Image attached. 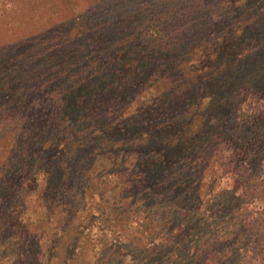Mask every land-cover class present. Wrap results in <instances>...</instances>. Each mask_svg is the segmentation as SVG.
I'll return each instance as SVG.
<instances>
[{"label": "trees", "instance_id": "16d2710c", "mask_svg": "<svg viewBox=\"0 0 264 264\" xmlns=\"http://www.w3.org/2000/svg\"><path fill=\"white\" fill-rule=\"evenodd\" d=\"M74 21L0 46V264H264V0H100Z\"/></svg>", "mask_w": 264, "mask_h": 264}, {"label": "rangeland", "instance_id": "374dc122", "mask_svg": "<svg viewBox=\"0 0 264 264\" xmlns=\"http://www.w3.org/2000/svg\"><path fill=\"white\" fill-rule=\"evenodd\" d=\"M98 2L100 0H0V46L14 42H27L33 46L29 52H33L37 48L47 47L50 43L57 41L61 43L67 39L68 33H74L73 22H75L76 16ZM162 90L158 89V91ZM7 151L8 141L5 136H2L0 137V164L6 158ZM91 178L90 174L86 189L91 203L90 209L93 213L100 212L102 209H105L106 212L109 207L108 202L104 197H100V191L106 185L97 186V181ZM39 180L41 182V177ZM136 230L138 231V228H132L133 233ZM66 233L68 231L56 233L60 236L56 247L67 240L58 248L59 251H62L69 243L67 237L64 236ZM48 241L44 234L39 241L43 249L47 246ZM81 244L82 242L79 240V245L77 244L76 248ZM239 250L241 251V248L237 249V263L234 264L245 263V261L240 262ZM246 257H248L247 254ZM84 261H87V256H81L79 260L75 259L73 262L80 264Z\"/></svg>", "mask_w": 264, "mask_h": 264}]
</instances>
